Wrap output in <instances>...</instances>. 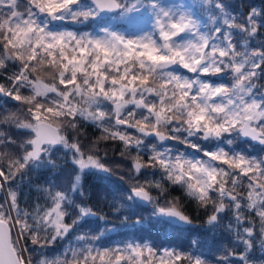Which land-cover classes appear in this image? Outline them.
I'll return each mask as SVG.
<instances>
[{
  "label": "snow or ice",
  "instance_id": "snow-or-ice-1",
  "mask_svg": "<svg viewBox=\"0 0 264 264\" xmlns=\"http://www.w3.org/2000/svg\"><path fill=\"white\" fill-rule=\"evenodd\" d=\"M213 7L202 21L168 0H0V79L6 82L0 99L16 102L0 105V264H210L200 239L190 241L196 251L137 240L97 243L114 230L88 205L83 188L85 175L109 181L113 175L98 154L100 140L120 142V156L130 161L122 223L133 215V227L150 223L135 212L150 204L155 224L192 226L179 198L160 207L152 195L153 188L165 195L166 181L206 213V231L223 227L233 239L216 264H233L231 258L264 264V155L237 147L243 139L264 152V41L251 43L264 28V9L236 15L223 0ZM110 16L130 23L139 17L144 27L120 32ZM66 21L92 31L58 27ZM85 122L101 131L87 148ZM169 141L198 155L175 150ZM60 151L71 153L69 186L55 180L37 185L33 204L21 208L17 179L56 169L53 157ZM157 171L161 180L147 179ZM89 217L103 221V228L76 235L49 256L46 249ZM257 248L261 256L254 258Z\"/></svg>",
  "mask_w": 264,
  "mask_h": 264
},
{
  "label": "trees",
  "instance_id": "trees-1",
  "mask_svg": "<svg viewBox=\"0 0 264 264\" xmlns=\"http://www.w3.org/2000/svg\"><path fill=\"white\" fill-rule=\"evenodd\" d=\"M179 2L192 11L195 15L199 16L202 21H207L208 17L213 11H215L212 3L206 2V0H179ZM227 5H230L229 11L234 12V14L239 15V13H247L251 7H256L258 10L264 9V0H223ZM108 23L111 24L117 31H127L136 32L144 27L142 18H134L130 23L126 19H120L119 17L113 18L109 17ZM63 30H74V31H92L91 25H80L71 22H64L63 24H58ZM260 41H264V28L260 29L259 35L253 39L251 42L253 45H258ZM15 71L11 66L9 67V74ZM186 75H191L186 73ZM0 83H6L4 80L0 79ZM259 83L264 84V79L260 80ZM26 94V93H25ZM16 102L8 99L6 102L0 99V105L4 108H13ZM82 136L81 140L86 146H90L92 142L97 141L101 136V131L93 125L88 123H83L82 126ZM200 141L204 146L207 141ZM212 144V145H211ZM205 147H214V143H211ZM167 146L172 147L175 150L189 152L192 155H198L188 149L186 146L181 145L177 142L169 141ZM227 147L226 145H222ZM99 155L102 157V162H104L108 167L113 169V175L111 180H101L96 175H85L83 177V188L86 192L85 199L90 207L93 208L99 215L106 217L109 228H114L113 231L106 232L105 235L97 243L103 247H115L122 245L125 242L137 240V241H147L150 243H155L162 247H172L182 249L184 251H196L190 247V241L192 239H200L204 242V247L200 249V253L203 257L210 261V264H216V259L223 254L224 250L233 247V239L224 231L223 227L217 228L214 232H208L203 227V221L206 219V213L203 210L197 209L195 203L189 200L183 190L178 186H173L166 181H161L164 189L166 190L165 195L160 194L159 189H151L152 195L158 197V204L160 207L168 206V202L172 201L173 198H179V205L183 207L184 211L189 214L193 220L194 224L192 226H167L166 224H155L156 217H152L153 212L152 205H143L135 209L138 215L150 218V223L144 225L132 226L133 221L137 218L133 215L127 223H122L125 215L128 214L126 205L124 204V198L126 195L125 190L130 187L129 172L128 167L130 161L124 159L120 156V150L122 145L120 142L112 141H99ZM237 147L240 150L247 151L253 155H264L261 151L260 145L254 144L250 141H245L243 139L239 140ZM105 152L107 155L105 156ZM53 159L56 161L58 167L49 171L47 168H43L36 171H30L23 179H17L16 185L20 190V206L21 208H30V206L35 201L36 197L39 195L34 191L37 185H44L48 180H55L56 183L61 184L65 188L69 186V180L74 177L75 173L73 171V165L71 163V153L67 156L64 155L63 151L57 152ZM147 159V156H145ZM152 170H148L151 173ZM147 179L150 180H161V173L156 172L153 176L151 174H146ZM123 176V179L120 177ZM145 176L142 175L139 179L143 182ZM75 198L76 194H72ZM41 203L44 201L41 200ZM120 208V211L116 209ZM71 211V209H70ZM160 220L163 222L165 219L162 217ZM231 220V213L229 212L223 221L226 225ZM69 222H71L69 220ZM155 224V226H151ZM104 226L103 221H98L95 217H89L83 226L78 228L68 239L59 241L56 245L52 246L50 249L45 251L49 256L57 255L64 247H67L69 243L75 242V236L78 234H83L84 232L96 233ZM193 228L194 231L190 232L188 229ZM29 247H32L30 242ZM239 250V249H238ZM198 253V254H200ZM254 258H259L261 252L257 250L252 254ZM233 259V264H238Z\"/></svg>",
  "mask_w": 264,
  "mask_h": 264
},
{
  "label": "rangeland",
  "instance_id": "rangeland-1",
  "mask_svg": "<svg viewBox=\"0 0 264 264\" xmlns=\"http://www.w3.org/2000/svg\"><path fill=\"white\" fill-rule=\"evenodd\" d=\"M168 2L169 3H176V4H181L180 2H179V0H168ZM68 31H74V30H68ZM81 32H84V31H81ZM120 32H125V33H130V32H127V31H120ZM205 142V141H204ZM203 142V143H204ZM206 144H207V146L209 145V144H211V142H206ZM206 144H204V146H206ZM212 145V144H211ZM253 155V154H252Z\"/></svg>",
  "mask_w": 264,
  "mask_h": 264
},
{
  "label": "water",
  "instance_id": "water-1",
  "mask_svg": "<svg viewBox=\"0 0 264 264\" xmlns=\"http://www.w3.org/2000/svg\"><path fill=\"white\" fill-rule=\"evenodd\" d=\"M165 207H167V206H165ZM163 218V217H162ZM163 219H166V218H163ZM179 226H185V225H179Z\"/></svg>",
  "mask_w": 264,
  "mask_h": 264
}]
</instances>
